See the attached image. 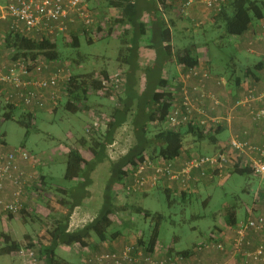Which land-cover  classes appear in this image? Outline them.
Returning <instances> with one entry per match:
<instances>
[{
  "label": "trees",
  "instance_id": "trees-1",
  "mask_svg": "<svg viewBox=\"0 0 264 264\" xmlns=\"http://www.w3.org/2000/svg\"><path fill=\"white\" fill-rule=\"evenodd\" d=\"M92 1H94L93 5H95L96 0H91L90 2ZM132 1H135L134 5H131ZM141 1L114 0L112 2L113 7L123 9L124 15H126L129 23L132 25L134 33L133 40H121V48L117 61L121 66L127 68L125 71L122 69L118 70L124 76V82L118 91L102 92L100 78L109 79L112 75H109L108 72H104L101 76L91 75L94 73L85 75L79 72L78 68L76 70L72 63H66L71 58L65 57L60 53L59 41H51L46 38L31 39L24 37L20 34L9 32L7 26L2 24L3 33L1 34V42L4 61L8 62L20 59L35 60L38 57L44 56L54 63L67 66L71 72V79L61 82L57 105H61L63 100H67L65 110L72 115H78L83 110L82 108L85 103L89 101L88 98L92 95L104 96L105 98L112 99V104L115 103L111 107L109 114H104L103 112L94 114L93 121L96 117L101 118L102 116H105L107 119L104 121V128L102 126L97 129L89 127L87 134L89 139L87 140L83 136L79 140L80 147L83 146L85 151L82 152L80 147L69 148L65 155V181L71 183L79 182L71 187L70 190L59 186L55 189L64 194L65 199L62 197L58 203H55L58 206L60 205L57 213H55L58 215L50 214L49 217L52 223L49 226L46 225L43 229L50 240L49 243L37 239L36 241L31 240L27 245L29 248L37 250L42 264H70L67 260L60 257V248H72L79 245L84 249H88L95 245V239L96 242H105L111 238H118L122 234V231L118 229L112 232L111 228L120 214L127 213L131 209H134L135 214L144 215L146 219L151 218L155 225L148 235L143 233L141 236H137L135 242V245L142 249L144 253L153 255L159 241V228L164 216L153 214L142 207H132L122 202V195L131 196L126 195L124 191L125 182L129 179L130 172L146 160L157 161L160 158L166 161L178 160L183 151L190 150L198 142H211L215 139L214 135L196 126L188 125V127L173 129L169 124L170 102L174 99V90L168 87L169 83L163 77V69L175 61L185 73L189 69L200 68L201 59L195 48L191 46L175 52L172 51L171 32L165 20L160 16L161 11L157 5L161 1L164 3L165 0L149 1L154 7V10L152 7L150 10L152 37L149 45L156 50L157 57L153 65L141 69L146 75V86L144 90L140 88V79L137 76V71L140 70L138 50L141 45L140 38L146 33V26L139 21L138 17L141 16ZM220 6V11L216 12L212 22V27L218 29L220 32L219 39L225 36H244L254 21L264 19V4L259 0H222ZM92 7L90 10H87L91 12L94 23L91 26L83 27V34L86 37H90V34L95 31L97 26ZM147 12L149 11L147 10ZM71 32L73 43L70 47L78 49L81 47L80 36L73 33L74 31ZM93 41V39H89V42ZM211 42L205 44L208 51ZM126 46H130V48L126 49ZM208 53L207 55L209 56L210 52ZM82 59L83 57H80L77 60L78 64H80V60ZM255 64L249 62L243 64L244 67H247L245 72L246 78L253 77L258 79L257 70H261L260 66H262V63ZM233 67L230 64L225 71L220 70V72L222 71L220 76L226 77L230 81L232 75L235 74ZM229 68L232 69L228 71ZM204 70L206 71V69ZM219 81L223 80L218 79V83H220ZM6 108L8 112L3 115V123L16 121L26 129L27 135L36 127L35 112L39 110L24 111L11 102H8ZM126 125L131 127L135 143L125 155H122L116 161H111L108 148L116 141L119 130ZM192 139L193 142H191ZM0 140L3 145L7 144L5 140L1 138ZM18 148L26 149L24 144L18 146ZM105 162L110 163L111 175L105 189L103 207L91 222L74 231L69 230L70 219L75 208L88 195V188L92 184L91 173L97 166ZM26 164L38 165L40 162ZM234 173L240 175L254 174L250 168L240 169L238 167L234 170ZM36 177L34 188L28 187V190L45 199L46 189L41 190V186L44 184L43 177L38 176V174H36ZM170 194L172 193L168 192V198H171ZM137 196H140V194ZM180 198L183 201H187L189 195L188 193H183ZM42 206L44 207V204ZM26 209L27 206L22 213H25ZM55 210L56 208L53 211ZM13 217V215L9 216V218ZM225 220L228 224H232L233 222L228 214L225 216ZM212 233L218 232H211L210 234ZM3 245L6 247L0 250V255H11L17 253L22 248L18 243L12 241L8 235H3Z\"/></svg>",
  "mask_w": 264,
  "mask_h": 264
},
{
  "label": "built area",
  "instance_id": "built-area-1",
  "mask_svg": "<svg viewBox=\"0 0 264 264\" xmlns=\"http://www.w3.org/2000/svg\"><path fill=\"white\" fill-rule=\"evenodd\" d=\"M91 0H0V86L8 93V100L16 106L22 105L28 110H43L50 105L55 106L58 101L61 82L71 79V72L67 66L50 61L41 56L35 60L4 61L2 54L1 34L2 24L8 23V31L32 39H50L55 41L60 34H66L69 25L80 22L83 26L94 23L93 16L85 5ZM195 0L186 1L181 8V14L190 16V9ZM206 8L215 14L220 11L222 0H199ZM262 37H264V21L260 23ZM95 34V33H94ZM251 53V49L246 50ZM31 76L33 77L31 79ZM211 78L203 68L189 69L180 74L176 83L178 91H174V99L168 116L173 129L196 126L210 134L219 128L223 117L211 116L203 105L210 99L214 105L220 100L206 91L207 81ZM102 92L118 91L123 82V73L117 71L109 79L101 77ZM222 83L223 81H219ZM219 83V84H220ZM264 94L256 88L249 89L247 95L236 102L235 107L249 108L252 119L256 122L264 120V109L254 107V103L262 100ZM107 118L96 117L93 128L102 126ZM34 156L23 148H8L0 140V219L18 216L27 203V188L36 182V174L29 173L24 163L33 164ZM250 168L264 187V145L249 141H242L233 137L228 146L214 155L195 156L183 163L146 160L130 172L125 182L126 195L137 196L150 192L160 183L169 181L177 183L182 191H189L192 183H198L206 178L223 177L236 168ZM36 173V172H35ZM12 187L13 198L8 200L4 193L7 187ZM264 189V188H263ZM264 232V215L256 216L249 212V218L241 222L235 232L231 244V256H242L247 261L264 264V242L254 250H250L252 241L249 233ZM217 250L225 252L227 245L224 237L219 233H212L197 247V251ZM17 256L25 264H42L38 252L34 248L23 247ZM182 257L156 260L152 255L144 253L135 243H129L120 249L99 252L88 255L85 264H178Z\"/></svg>",
  "mask_w": 264,
  "mask_h": 264
},
{
  "label": "rangeland",
  "instance_id": "rangeland-1",
  "mask_svg": "<svg viewBox=\"0 0 264 264\" xmlns=\"http://www.w3.org/2000/svg\"><path fill=\"white\" fill-rule=\"evenodd\" d=\"M259 1L264 4V0ZM93 4L94 1L89 2L85 7L90 10ZM257 22L258 21H254L253 24L256 25ZM83 30L84 28L79 30L78 35L80 36L81 47L78 49L70 47L73 43L71 31L56 37V41H59L60 53L65 57L71 58V60H67L66 63H72L77 70V60L83 57V59L80 60V64L84 62L86 68L89 70L92 69L93 72H99L101 68L110 66L109 63L112 62L113 58L118 54L117 49L114 48L116 43L108 38L99 39V37H96L93 33L90 34V37H86L83 34ZM73 33L77 34V32ZM195 33L202 40H206L207 42L212 41L209 46V59L213 66L219 70L225 71L230 64L233 65L232 62L243 65L245 62L256 63L260 60L254 53L255 47H250L248 41L244 40L242 36H225L219 39V30L212 26H201L199 31ZM89 39H93L94 41L89 42ZM182 45H185V41L183 40L180 41V45L178 43L180 48H182ZM247 47L253 49V52L247 53L245 51ZM231 69L232 68H229L228 71ZM8 102L10 101H8L7 90L4 87H0V138L6 141V146L8 148H15L24 144L27 151L40 159L39 165H42L41 167H44V165H52L55 178L51 182V185L54 184L55 188L57 186L67 189L71 188L75 182H67L64 179L66 162L65 156L61 152L68 151L69 148L80 147L79 140L88 133V131L85 133L87 126L93 128V119L91 117L90 119L83 118L81 114H70L65 110L67 100H63L61 103L62 106L59 104L55 106L49 104V107H46L45 110L36 111V127L27 135L26 129L16 121L3 123V115L8 112L6 108ZM17 107L24 111H28V109L22 105H18ZM104 111L110 112L109 106L108 109L106 108ZM120 137L123 142H121L122 146L116 145L108 149L111 157L120 156L121 150H127L135 143L134 135L129 125L124 127ZM191 142H193V139ZM196 147L197 144L191 147V151H196ZM99 167V176L96 178L95 186L92 187V200L85 203L88 198H84L80 204V206H82L83 203H85L84 209L88 210L90 213L96 214V216L104 205L105 189L110 174V164L108 162L101 164ZM47 170L48 169L45 168V172H47ZM40 171L42 170L38 169L36 174H40ZM222 178L223 177L218 176L215 177V185L206 189L200 196H192L188 198L187 201H183L180 196H174L172 194H170L171 198H168L169 195L165 190L164 184L160 183L150 192L140 194V196L143 197L122 195V202L132 207H142L153 214L163 215L164 219L159 228V241L168 245L176 238H179L180 241H178L177 247L188 249L193 247V244L197 245L200 243L201 240H203L202 235H210L209 232L211 228L217 224V220L224 219L225 216L227 214L230 215L231 212H236L240 215L243 214L244 209L248 207L251 209L250 211H254L256 216L259 215L256 213L258 211H255L252 207V198L255 193L264 190L260 179L255 175L242 176L231 173L226 176V179L230 178L229 181L224 185H218L219 182L222 181ZM34 185H32V188H34ZM27 191L26 212L21 213V220L15 223L17 227V236H14V239H16V237L19 238L17 243L20 246H27L29 242L33 240V237H35L36 240L45 241L47 236L43 229L46 225L49 226L52 223L49 216L35 214L33 213L34 211H31L30 206L33 207L37 199L35 194L30 192L28 188ZM208 195H210V199H207ZM45 197L50 201L41 204H44L47 209L52 211L51 214H55L60 208V205L58 206L55 203H58L65 195L58 190L49 189ZM49 202L51 203L48 204ZM54 208H56L55 211H53ZM16 217L14 216L11 220L14 218L16 219ZM6 219H2V221H6ZM2 221L0 219V250L6 247L3 245L2 236L4 234V224ZM154 226L151 218L146 219L144 215L135 214L134 209H131L129 212L120 214V216L116 218L115 224L111 230H113L112 232L118 229L122 231L120 237L129 234L133 235L135 233L137 236H141L143 233L148 235ZM7 234L12 241H15L12 238V233L8 232ZM25 237H28V239ZM91 252L90 249L82 251L79 245L72 247L71 250L67 247L59 249L60 257L67 260L70 264H84L82 256H84L85 259L87 255L93 254ZM0 264L25 263L22 258L18 257L16 253H13L11 255H0Z\"/></svg>",
  "mask_w": 264,
  "mask_h": 264
},
{
  "label": "crops",
  "instance_id": "crops-1",
  "mask_svg": "<svg viewBox=\"0 0 264 264\" xmlns=\"http://www.w3.org/2000/svg\"><path fill=\"white\" fill-rule=\"evenodd\" d=\"M114 0H96L95 5L92 7L93 14L95 16L97 26L93 34L95 33L96 37H99V39H105L108 38L110 40H113V42L116 43L115 47L118 51V54L116 57L113 58V61L110 62V66L106 68H101L99 72H93L92 69L86 68V65L84 62H81V64H78V71L82 74H91L93 76H101L104 74V72H108L109 75H113L118 70L125 71L127 67L121 66V64L117 61L120 53L121 48V40L130 41L133 40L134 33L132 29V25L129 23L126 15H124L122 8H115L112 5V2ZM150 0H142L140 3V13L141 16L139 17V21L146 26V33L144 36H141L140 38V48L138 50L139 53V65L140 70L137 71V76L140 79V88L142 90L145 89L146 86V75L141 70L142 68L150 67L154 64L157 52L155 49L151 48L149 45V41L152 37L151 32V7L154 10V7L149 3ZM188 0H165L163 3H158L157 5L160 8L161 11V17L165 20L167 23L172 40H171V47L172 51L175 52L179 49H184L185 47L191 46L194 47L197 51V54L199 55L201 59V68L208 70V72L211 73V78L207 81L206 85V91L210 94L215 95L219 100V105H214L213 102L210 99H207L203 102L204 107L206 108L207 112L211 116H217V117H223L224 120L219 128H217L212 135L215 136V139L213 141H203L197 143V150L191 151L186 150L182 152L181 157L178 158V162L183 163L186 160L195 157V156H209L214 155L218 151H221L222 149L226 148L230 142V140L233 137H238L242 141H249L254 144L258 145H264V120H261L259 122H256L252 119L249 108L245 106L241 107H235V104L240 99L244 98L249 89L256 88L257 92L260 94H264V37H262V32L260 29V23L261 21H258L256 25L252 24L249 31L247 32V35L242 38L244 40L248 41L250 47L254 48V53L257 55V57L260 59L256 64L262 63V66H260L261 70H257V78L245 77L246 68L244 65H239L238 63L233 64V69L235 70V74L232 75L230 81L227 80L226 77L220 76L219 69L215 68L213 64L210 62L208 50H205V44L207 43L206 40H202L195 32L199 31L200 27H207L212 26L213 17L216 15L211 9L209 10L206 8V6L200 2L199 0H195L193 3V6L190 9V16L185 17L181 14V8L182 5ZM135 1L131 2V5H134ZM147 10L149 12H147ZM4 26H8V23H4ZM83 28V24L80 22H75L71 25H69V30L66 32L69 33L70 31L77 32L79 34V30ZM195 33V34H194ZM32 39V38H31ZM185 41V45H182L180 48L178 46V43L180 45V41ZM210 40V39H208ZM239 47L238 45H236ZM130 48V46H126V49ZM203 49V50H202ZM247 49L251 48H245V51ZM205 50V51H204ZM253 52V49H251ZM207 63H205V61ZM209 62V63H208ZM255 64V65H256ZM236 67V68H235ZM184 73L182 68L173 61L171 64L167 65L163 69V77L165 80L168 81L169 85L168 87L174 91H178V87H176V83L179 81L180 74ZM218 79H222L223 83L219 84ZM89 101L85 103L83 110L79 113L83 116V118L90 119L93 118L95 113L103 112L104 114L109 112L104 111V109H111V107L115 104H112V99L105 98L104 96L99 97V95H92L89 98ZM111 106V107H110ZM49 107V106H48ZM255 108L264 109V98L258 102L254 103ZM125 127V126H124ZM121 128L118 132L116 141L113 145L109 146V148H113L116 145L122 146L121 144V137L120 134L122 133ZM88 126L86 128L85 133L88 131ZM88 133H86L85 139H89V136H87ZM123 143V142H122ZM132 147V146H131ZM130 147V148H131ZM108 148V149H109ZM129 148V149H130ZM129 149L127 150H121L120 156L118 157H111V161H116L121 157L122 155H125ZM80 150L83 152L84 147L81 146ZM64 156L66 155L67 151L61 152ZM109 154V151H108ZM35 162H40V159L36 158L34 156ZM90 159V157H88ZM107 163V162H105ZM109 163V162H108ZM110 164V163H109ZM26 170L29 173L36 174V170L41 169L40 177L42 176L44 180V184L41 186V190H45V195L47 194L49 189L55 190L54 184L51 185V182L54 180L55 175L53 172L52 165H44V167H41L42 165H28L26 163L23 164ZM101 166V165H99ZM97 166V168L91 173L90 177L92 180V184L88 188V195L85 199L88 198V203L93 198V190L92 187L96 184V178L98 175V169L100 167ZM45 168H47V172H45ZM33 169V170H32ZM235 170V169H234ZM234 170H232L229 174L234 173ZM228 173H226L222 181L219 182L220 184H225L229 179L227 178ZM237 174V173H236ZM65 175V172H64ZM109 174V179H110ZM240 175V174H239ZM254 175V174H251ZM244 176V175H242ZM102 177V176H101ZM79 182V181H77ZM73 186H75L77 184ZM165 186L166 192H171L174 196H180L183 193H188L189 198L200 196L206 189L212 187L216 184L215 177L214 178H206L201 180L198 183H192V186L189 191H182L180 186L177 183H171L169 181L162 182ZM44 185V187H43ZM40 186V185H38ZM72 186V187H73ZM43 187V189H42ZM67 189V188H65ZM70 190V188L68 189ZM4 196L6 199L11 200L13 198V190L12 187L8 186ZM35 197L37 201L34 203L33 207L30 206L31 211H34L33 213L39 214V215H45L49 216L52 211L47 209L45 206H42V202L48 201V198L43 199L37 194H35ZM143 197V196H140ZM207 199H210V195H208ZM50 201V200H49ZM85 203H83L82 206H78L75 208L71 219H70V225L69 230L74 231L76 229L82 228L87 223L91 222L95 217L96 214L90 213L88 210H85ZM40 204V205H39ZM43 207V208H41ZM252 207L255 211H258L259 215H264V190H260L252 198ZM250 208H246L243 211V214H238L236 212H231L229 217L232 219V224H228L224 219H218L217 224H215L209 233L211 232H218L224 237L225 243L227 245V249L225 252H220L217 250H207L203 252L197 251V247L200 243H202L205 239V236L202 235V239L200 243L197 245L193 244V247L191 248H178L177 243L180 241L179 238H176L172 241L171 244H164L158 241L155 253L152 255L156 260H164L166 258H176V257H182V259L179 261L178 264H263L261 262H254V261H247L244 256H231V250H232V244L231 241L233 237L235 236L236 228L241 223L244 222L250 212ZM21 220V214L11 220V218L6 219V221L3 222L4 226V234L8 235L7 233H12V238L15 240L14 242H18L19 238L16 237L14 239V236H17L15 223ZM134 224V223H133ZM3 234V235H4ZM138 234V233H137ZM3 237V236H2ZM1 237V239H2ZM249 237L252 241V246L250 250H254L256 247H258L259 244L264 242V232L260 233H254L250 232ZM28 239V237H25ZM137 235L135 234H129V235H123V237H118L114 239H109L105 242H94V246L89 247L94 254V252H107V251H114L116 249H120L123 246L136 242ZM1 241V240H0ZM33 241H36L35 237H33ZM46 241V242H45ZM45 243H49V239H45ZM65 249V248H64ZM71 250V248H69ZM87 249V248H85ZM84 248L81 247V250L84 251ZM88 256V255H87ZM84 260V256H82ZM84 262V261H83ZM140 264H146V263H140Z\"/></svg>",
  "mask_w": 264,
  "mask_h": 264
},
{
  "label": "clouds",
  "instance_id": "clouds-1",
  "mask_svg": "<svg viewBox=\"0 0 264 264\" xmlns=\"http://www.w3.org/2000/svg\"><path fill=\"white\" fill-rule=\"evenodd\" d=\"M21 213H22V212H21ZM21 213H20V214H21ZM20 214H19V215H20ZM15 217H16V216H15ZM21 247L23 248V247H28V246H21Z\"/></svg>",
  "mask_w": 264,
  "mask_h": 264
}]
</instances>
